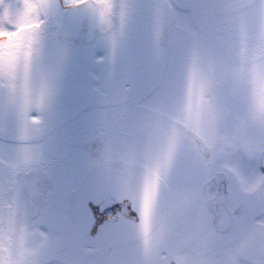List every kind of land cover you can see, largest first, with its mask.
Returning a JSON list of instances; mask_svg holds the SVG:
<instances>
[{"label":"snow or ice","instance_id":"snow-or-ice-1","mask_svg":"<svg viewBox=\"0 0 264 264\" xmlns=\"http://www.w3.org/2000/svg\"><path fill=\"white\" fill-rule=\"evenodd\" d=\"M0 264H264V0H0Z\"/></svg>","mask_w":264,"mask_h":264}]
</instances>
